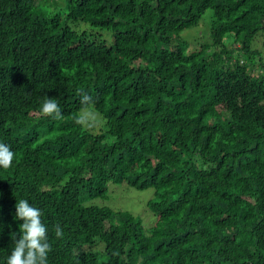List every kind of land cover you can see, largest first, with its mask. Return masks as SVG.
<instances>
[{
	"label": "trees",
	"instance_id": "1",
	"mask_svg": "<svg viewBox=\"0 0 264 264\" xmlns=\"http://www.w3.org/2000/svg\"><path fill=\"white\" fill-rule=\"evenodd\" d=\"M40 2L0 0V141L16 156L0 169V260L27 199L48 264H264V0H67L65 18ZM207 9L188 52L181 33ZM46 97L62 120L40 112ZM119 183L155 189L152 227L91 203Z\"/></svg>",
	"mask_w": 264,
	"mask_h": 264
},
{
	"label": "rangeland",
	"instance_id": "2",
	"mask_svg": "<svg viewBox=\"0 0 264 264\" xmlns=\"http://www.w3.org/2000/svg\"><path fill=\"white\" fill-rule=\"evenodd\" d=\"M40 3L43 10H49L50 14L61 13L64 18L69 11L67 0H41ZM213 19V10L207 9L198 25L187 28L181 33L180 38L187 41L189 44L188 52L193 51L202 43L206 42V36ZM69 25L77 31H86L92 35L101 34L103 38L108 39L109 42L112 41V31L93 27L91 24L81 19L70 21ZM261 34H264V32ZM255 46L259 49H263L262 53L264 55V36L259 39V42ZM239 58L249 62L244 55ZM254 73H256V71H254ZM80 115L83 118V123L88 127H92V130L95 132H99L105 123L104 117L98 112L93 111L92 107L85 109ZM154 194L155 189L153 188L141 190L130 186L128 183L110 184L107 198L95 199L91 203L108 206L114 210L130 212L136 217L141 218L144 226L148 229L152 227L153 220L155 221L154 214L148 206V201L154 197ZM98 247L102 248L100 244H98Z\"/></svg>",
	"mask_w": 264,
	"mask_h": 264
},
{
	"label": "clouds",
	"instance_id": "3",
	"mask_svg": "<svg viewBox=\"0 0 264 264\" xmlns=\"http://www.w3.org/2000/svg\"><path fill=\"white\" fill-rule=\"evenodd\" d=\"M90 97L84 95L81 102H87ZM40 112L47 118L55 121L63 119V113L59 101L55 98L46 97L40 105ZM77 123H82L77 120ZM16 156L11 145L0 141V169H10L14 166ZM42 210L33 206L27 199H19L16 204L14 219L23 221L20 224V235L12 234L11 239L14 247L6 261L0 260V264H48L51 244L48 235V227L42 220ZM3 228L0 227V232ZM55 235L62 237V229L57 226Z\"/></svg>",
	"mask_w": 264,
	"mask_h": 264
}]
</instances>
